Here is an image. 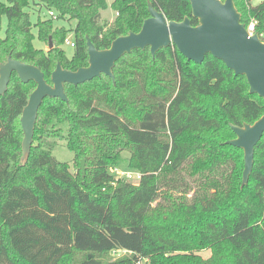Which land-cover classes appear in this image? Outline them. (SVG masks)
<instances>
[{
  "label": "trees",
  "instance_id": "1",
  "mask_svg": "<svg viewBox=\"0 0 264 264\" xmlns=\"http://www.w3.org/2000/svg\"><path fill=\"white\" fill-rule=\"evenodd\" d=\"M250 1L234 0L235 8L261 38L264 1ZM148 2L167 21L197 25L188 0H112L110 23L101 21L105 0L34 2L74 21L70 30L54 28L52 17L32 24L30 0H0V64L11 56L50 84L58 63L68 71L87 66L86 37L105 50L138 32ZM69 31L67 58L61 45ZM35 38L47 47L51 38L52 49H36ZM112 72L114 83L102 74L65 84L67 102H42L25 164L20 118L36 85L12 74L0 96V264H264V133L244 187L243 151L226 144L235 138L230 125L264 115V100L221 61L206 55L195 64L174 45L154 58L149 48L134 50ZM53 138L74 154L75 171L53 157ZM122 152L138 183L111 173ZM205 250L207 259L195 254ZM114 252L125 254L111 260Z\"/></svg>",
  "mask_w": 264,
  "mask_h": 264
},
{
  "label": "water",
  "instance_id": "2",
  "mask_svg": "<svg viewBox=\"0 0 264 264\" xmlns=\"http://www.w3.org/2000/svg\"><path fill=\"white\" fill-rule=\"evenodd\" d=\"M191 16L197 20L193 26L189 17L181 22L167 21L163 13L148 2L149 18L143 21L138 32H129L114 39L110 47L97 50L86 37L88 64L76 71H68L58 63L51 73L50 84L35 66L21 63L8 56L0 64V96L5 95L13 73L23 84L33 82L36 87L22 110L20 124L23 132L21 162L27 161L33 142L38 110L46 98L67 102L64 85L77 86L102 74L114 83L113 68L124 55L134 50L149 48L152 58L161 50L174 45L178 52L195 64H201L206 55L221 61L235 76H244L249 93L264 100V41L255 32L249 35L234 0H188ZM49 50L52 49L49 38ZM235 138L226 144L243 151L244 169L241 187L248 184L254 164V148L264 133V115L252 125H230ZM84 160L80 161L84 175Z\"/></svg>",
  "mask_w": 264,
  "mask_h": 264
},
{
  "label": "rangeland",
  "instance_id": "3",
  "mask_svg": "<svg viewBox=\"0 0 264 264\" xmlns=\"http://www.w3.org/2000/svg\"><path fill=\"white\" fill-rule=\"evenodd\" d=\"M105 1L107 3V7L105 10L101 11V13H100L101 14V21L110 23L115 19L116 15H115V12L111 8L112 0H105ZM262 1H264V0H251L250 4H251V6H256V5L260 4ZM2 2L7 3V0H2ZM34 2L36 3V0H30V7L26 9V12L29 13L31 23L35 24V23H37V21L39 19L45 20V19L50 18L48 11L43 7L35 5ZM53 20H54L53 21V27L54 28H64L66 30H70V29H73L75 26L74 21H68V20H62V19H59V20L53 19ZM5 27H6V19H3L1 35H3V31H4ZM32 33L34 34V36H36V28L35 27L32 28ZM261 38H264V34L261 36ZM67 40H69L71 43H73V34L70 31L67 33L66 38L61 45V49L64 51L67 58H70L73 54V47H71L70 45H68L66 43ZM33 45L36 49H43L44 51H46L48 48L46 45L40 43L36 38L33 40ZM53 140H55V139L54 138L51 139V141H53ZM55 141L57 143V146L52 152L53 157L59 162L67 163L69 165L70 170L75 171L76 168H75L74 154L66 148L65 142L63 140L56 139ZM121 157H122V161L120 162V164L118 166L112 167L110 170H113L116 168L120 171L135 172L134 169H132L128 166L129 154L127 152H122ZM85 168H86V165L84 163V174L86 172ZM190 181H192V180L190 179ZM193 184H195V183H193ZM124 254L125 253H123V252H114L111 255V260L122 257ZM195 254L201 256L203 259H207L211 255L210 250L196 252Z\"/></svg>",
  "mask_w": 264,
  "mask_h": 264
},
{
  "label": "built area",
  "instance_id": "4",
  "mask_svg": "<svg viewBox=\"0 0 264 264\" xmlns=\"http://www.w3.org/2000/svg\"><path fill=\"white\" fill-rule=\"evenodd\" d=\"M49 16L53 19L56 18V15L53 12H49ZM245 28L250 36L255 33V23L253 21H250L249 24L245 26ZM66 43L71 47H74V43H71L69 40H67ZM111 173L115 176L116 180H124L129 183H138L141 180V174L137 171H120L115 168L111 170Z\"/></svg>",
  "mask_w": 264,
  "mask_h": 264
}]
</instances>
